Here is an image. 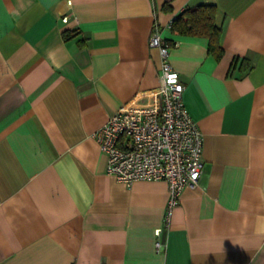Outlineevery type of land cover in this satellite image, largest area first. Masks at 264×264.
<instances>
[{
    "label": "crops",
    "instance_id": "1",
    "mask_svg": "<svg viewBox=\"0 0 264 264\" xmlns=\"http://www.w3.org/2000/svg\"><path fill=\"white\" fill-rule=\"evenodd\" d=\"M197 4L215 6L219 59L170 29ZM155 23L203 138L160 235L167 183L126 184L94 136L153 104ZM0 264H264V0H0Z\"/></svg>",
    "mask_w": 264,
    "mask_h": 264
},
{
    "label": "built area",
    "instance_id": "2",
    "mask_svg": "<svg viewBox=\"0 0 264 264\" xmlns=\"http://www.w3.org/2000/svg\"><path fill=\"white\" fill-rule=\"evenodd\" d=\"M67 16L62 17L66 21ZM172 19L169 22L171 25ZM149 45L160 55L159 84L152 105L125 104L94 133L107 154V171L130 184L136 180H164L168 200L163 228L170 223L172 208L182 190L197 185L203 168V138L182 100L183 83L168 55L171 43L163 38L156 23L149 32ZM162 240L156 239L160 249Z\"/></svg>",
    "mask_w": 264,
    "mask_h": 264
},
{
    "label": "trees",
    "instance_id": "3",
    "mask_svg": "<svg viewBox=\"0 0 264 264\" xmlns=\"http://www.w3.org/2000/svg\"><path fill=\"white\" fill-rule=\"evenodd\" d=\"M215 6L213 4H197L184 7L172 20L170 29L173 33L184 36H201L207 39V49L215 59L221 58L222 28L215 24ZM238 57H234L230 71L234 69ZM251 68L247 58L240 59L239 69L245 72Z\"/></svg>",
    "mask_w": 264,
    "mask_h": 264
}]
</instances>
